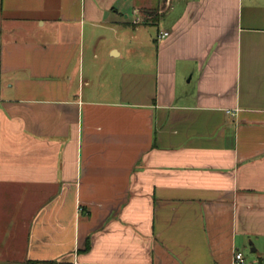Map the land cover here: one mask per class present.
Masks as SVG:
<instances>
[{
    "label": "crops",
    "instance_id": "1",
    "mask_svg": "<svg viewBox=\"0 0 264 264\" xmlns=\"http://www.w3.org/2000/svg\"><path fill=\"white\" fill-rule=\"evenodd\" d=\"M248 241L264 0H0V264H244Z\"/></svg>",
    "mask_w": 264,
    "mask_h": 264
},
{
    "label": "rangeland",
    "instance_id": "2",
    "mask_svg": "<svg viewBox=\"0 0 264 264\" xmlns=\"http://www.w3.org/2000/svg\"><path fill=\"white\" fill-rule=\"evenodd\" d=\"M247 250L244 252V264H264V250L253 252L252 249H257L253 241H248Z\"/></svg>",
    "mask_w": 264,
    "mask_h": 264
},
{
    "label": "built area",
    "instance_id": "3",
    "mask_svg": "<svg viewBox=\"0 0 264 264\" xmlns=\"http://www.w3.org/2000/svg\"><path fill=\"white\" fill-rule=\"evenodd\" d=\"M165 35H167V34H165ZM163 37V36H162ZM243 261V256H242V254H237L236 255V257H235V263H241Z\"/></svg>",
    "mask_w": 264,
    "mask_h": 264
},
{
    "label": "water",
    "instance_id": "4",
    "mask_svg": "<svg viewBox=\"0 0 264 264\" xmlns=\"http://www.w3.org/2000/svg\"><path fill=\"white\" fill-rule=\"evenodd\" d=\"M255 250V249H254Z\"/></svg>",
    "mask_w": 264,
    "mask_h": 264
}]
</instances>
